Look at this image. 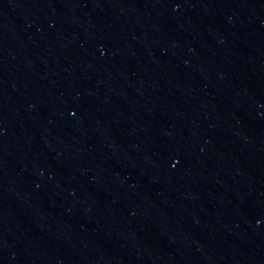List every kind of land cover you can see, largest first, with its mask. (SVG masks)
<instances>
[{
    "label": "water",
    "instance_id": "1",
    "mask_svg": "<svg viewBox=\"0 0 264 264\" xmlns=\"http://www.w3.org/2000/svg\"><path fill=\"white\" fill-rule=\"evenodd\" d=\"M0 264H264V0H0Z\"/></svg>",
    "mask_w": 264,
    "mask_h": 264
}]
</instances>
